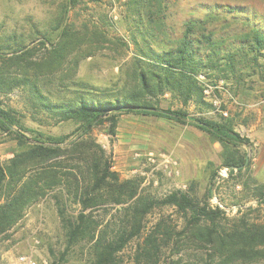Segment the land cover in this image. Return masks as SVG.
I'll list each match as a JSON object with an SVG mask.
<instances>
[{
  "label": "rangeland",
  "instance_id": "obj_1",
  "mask_svg": "<svg viewBox=\"0 0 264 264\" xmlns=\"http://www.w3.org/2000/svg\"><path fill=\"white\" fill-rule=\"evenodd\" d=\"M67 1L0 0V45L15 47V42L22 41L28 49L35 48L32 61L38 62L50 48V44L46 43L44 47L41 42L57 40L60 31L55 28L59 21L64 20L63 26H73L80 35L88 33L86 28L99 27L111 42L103 44L100 38L101 47L81 61L74 72L65 67L63 74L72 77L68 88L59 87L62 83L59 74L44 76L39 85L48 96L67 100L77 96L75 91L90 94L96 100L124 98L136 92L138 82L132 69L136 58L141 56L139 50L161 52L168 44L141 33L144 29L136 23L127 0H101L98 3L79 0L63 19ZM216 6L235 11L220 13L209 24V29L215 32V44L220 46L218 52L222 54L217 57L219 63L215 69L203 70L204 74L198 76L204 101L192 100L183 105L181 96L168 92L158 97V105L162 109L184 110L193 118L220 121L222 115L233 125L235 132L248 139V144L236 150L226 148L190 123L180 124L139 114H119L115 135L110 134V123L106 122L93 130L92 138L111 156L113 170L121 180H135L140 184L141 194L161 199L181 190L210 207L219 206L224 210L223 224H227V220H239L243 215L250 222L264 224V205H259L254 198L258 187L264 183V173L254 175L258 157L264 149V57L247 55V48L240 40L249 31L248 24L256 25L264 32V0H173L166 26L178 37L185 21L203 19L205 9ZM230 54L234 56L233 73L226 64V56ZM255 56L257 61H254ZM219 78H225L226 82ZM209 88L211 93L206 95ZM27 96L20 90L0 94L2 108L16 119L15 131L29 138L75 139L79 134L76 122H61L34 109ZM18 152L15 135L3 130L0 123V165H5ZM238 154L249 159L250 167L241 172L236 169L234 175L229 174L227 178L219 177L221 170L230 169L224 165L226 158ZM214 173L217 174L216 182L211 186ZM210 187L212 196L209 198ZM60 190L61 187L56 188L36 201L14 227L0 235V264H89L85 245L65 253V232L54 199ZM128 205L109 204L99 209L98 214L104 222L119 224L121 208ZM247 208L252 211L246 212ZM78 211L77 204H69L70 215H76ZM161 217L169 225L184 226V216L175 208L156 207L146 219L145 232ZM137 244V241L131 242L119 254L121 264H133ZM63 254L65 257H61ZM22 258L28 260L22 262ZM170 261L215 264L210 261L209 252L198 251L191 244L179 254L174 253L172 245L165 249L160 264ZM251 264H264V260Z\"/></svg>",
  "mask_w": 264,
  "mask_h": 264
},
{
  "label": "trees",
  "instance_id": "obj_2",
  "mask_svg": "<svg viewBox=\"0 0 264 264\" xmlns=\"http://www.w3.org/2000/svg\"><path fill=\"white\" fill-rule=\"evenodd\" d=\"M78 1L66 2L63 19ZM91 1L98 3L101 0ZM172 1L126 2L136 17V23L144 29L141 33L161 39L168 46L161 52L139 50L141 56L136 58L132 69L138 89L124 98L96 100L90 94L75 91L77 96L67 100L48 96L39 85L44 76L59 74L62 82L59 87L68 88L72 77L63 74L65 67L74 72L81 61L101 47V42H111L99 27L95 26L94 30L86 28L88 33L80 35L73 26H63L64 20L59 21L55 28L60 31L57 40L41 42L44 47L46 43L50 44V48L38 62L32 61L35 48L28 49L22 41L15 42V47L0 45V94L20 90L28 95L34 109L61 122H76L79 132L71 141L67 140L68 137L24 136L14 130L16 119L2 108L0 100L1 127L15 135L19 148L14 158L0 165V235L14 227L32 204L61 187L54 199L65 232V253L85 245L89 264H121L119 254L134 241L138 244L133 264H160L170 245L174 253L179 254L189 244L198 251L209 252L210 261L215 264H251L264 260V224L250 222L244 215L239 220H227V224H223L226 219L224 210L219 206L210 207L181 190L161 199L141 194L140 184L135 180H121L113 170L111 156L92 138L93 130L106 122L110 123V134L115 135L119 114H139L180 124L190 123L226 148L236 150L248 144V139L235 132L233 125L222 115L220 121L193 118L184 110L162 109L158 105V97L168 92L181 96L183 105L192 100L204 101L198 76L204 74L203 70L215 69L219 63L217 57L222 54L218 52L220 46L215 44V32L209 29V24L220 13L235 11L222 6L206 8L203 19L185 21L181 35L176 37L174 30L166 26ZM248 26L249 31L240 39L247 48V55L264 57V32L256 25ZM233 57V54L226 56L227 68L232 73L235 68ZM254 61H257L256 56ZM207 76L211 77L210 74ZM219 79L226 82L228 78ZM224 165L230 168L229 174L233 176L235 169L239 172L247 170L250 162L246 156L238 154L226 158ZM216 177L214 173L211 186ZM211 196L212 187L208 190V197ZM254 198L259 205H264V183L258 187ZM70 203L79 206L78 214H69ZM109 204H129L121 208V223L101 219L99 209ZM156 207L175 208L184 216V226L169 225L161 217L145 232L146 219ZM166 264L180 263L170 261Z\"/></svg>",
  "mask_w": 264,
  "mask_h": 264
},
{
  "label": "crops",
  "instance_id": "obj_3",
  "mask_svg": "<svg viewBox=\"0 0 264 264\" xmlns=\"http://www.w3.org/2000/svg\"><path fill=\"white\" fill-rule=\"evenodd\" d=\"M255 169L256 171L254 172V175L256 176H261V173H264V149H262L260 152ZM262 180H264V175Z\"/></svg>",
  "mask_w": 264,
  "mask_h": 264
},
{
  "label": "built area",
  "instance_id": "obj_4",
  "mask_svg": "<svg viewBox=\"0 0 264 264\" xmlns=\"http://www.w3.org/2000/svg\"><path fill=\"white\" fill-rule=\"evenodd\" d=\"M201 79H203V77H201ZM210 93H211V88H209V89H207V91H205L206 95H209ZM225 115H227V114L225 113ZM235 171H236V169H235ZM229 173H230V169H223V170H221V172H219V177L227 178ZM27 260H28L27 258L21 259L22 262L27 261Z\"/></svg>",
  "mask_w": 264,
  "mask_h": 264
}]
</instances>
